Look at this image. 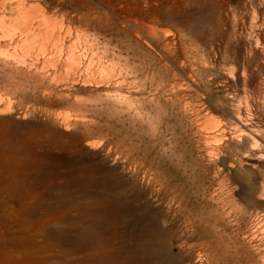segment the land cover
<instances>
[{
    "label": "rangeland",
    "instance_id": "374dc122",
    "mask_svg": "<svg viewBox=\"0 0 264 264\" xmlns=\"http://www.w3.org/2000/svg\"><path fill=\"white\" fill-rule=\"evenodd\" d=\"M31 3L58 50L0 39V264H264V0Z\"/></svg>",
    "mask_w": 264,
    "mask_h": 264
},
{
    "label": "bare ground",
    "instance_id": "6f19581e",
    "mask_svg": "<svg viewBox=\"0 0 264 264\" xmlns=\"http://www.w3.org/2000/svg\"><path fill=\"white\" fill-rule=\"evenodd\" d=\"M31 2H32V0H14V2H13L14 7L11 8L12 12L8 13V10H9V7H7L8 2L6 0H0V39L11 37L10 42H13L16 46H18V47L21 46V48L22 47H26V48L28 47L30 49L39 48L37 50H41V48L46 49L47 46L51 42H53V45H51V44L50 45L52 46V48H55L58 50L59 35L54 34V30H55L56 25L53 21V18L51 16H49L48 11L46 9H42L38 4H32ZM67 32L68 33L70 32V28L67 29ZM59 33H60V30H59ZM73 43H72V45H73ZM0 45H1V43H0ZM73 47H74V45H73ZM74 48H73V50H75ZM60 53H62V52H60ZM67 55H68V53H67ZM70 58L71 57L69 56V59ZM25 60H26V58H25ZM23 61H24V59H23ZM37 61H38V59H37ZM48 65H49V63H48ZM71 65L73 66V62L71 63ZM32 246L36 249H39L38 250L39 253H40L41 249L43 248V247L36 246V245H32ZM17 250H20V249H17ZM14 252H15V250H14ZM14 252H12V253H14ZM18 252L19 251H17V253ZM11 254L9 252L4 251L3 254L0 255V262L7 260V259L10 260V258L12 257V256H10ZM88 258H89V262L91 263L93 261V257L89 256ZM11 260L12 261L14 260L13 262H15V259L11 258ZM190 260H191V258H190ZM8 261H6V263H8Z\"/></svg>",
    "mask_w": 264,
    "mask_h": 264
}]
</instances>
